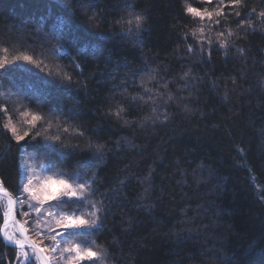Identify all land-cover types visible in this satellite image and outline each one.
Returning a JSON list of instances; mask_svg holds the SVG:
<instances>
[{"label": "trees", "instance_id": "obj_1", "mask_svg": "<svg viewBox=\"0 0 264 264\" xmlns=\"http://www.w3.org/2000/svg\"><path fill=\"white\" fill-rule=\"evenodd\" d=\"M131 3L146 20L139 34L122 35L112 22L126 14L125 0H0V59L10 61L0 69V105L41 111L53 119L49 134L79 146L38 151L37 144L52 141L42 135L17 143L0 129V181L20 195V162L29 154L67 178L94 180L101 227L73 239L104 245L109 264H264V23L256 15L255 30L237 29L240 18L229 15L205 35L215 39L216 29L228 27L237 35L227 55L214 44L209 58L190 34L197 24L184 0ZM245 5L241 18L264 10V0ZM56 45L63 48L54 55ZM21 54L41 67L13 59ZM72 58L82 69L73 72L79 83L48 85L39 105L25 98L35 91L29 85L51 79L49 69L70 70ZM141 81L149 88L168 81L176 99L153 113V105L130 99L145 95ZM117 104L128 123L108 115ZM56 117L78 124L85 136L63 134ZM89 140L105 147L97 153ZM16 263L13 247L0 243V264Z\"/></svg>", "mask_w": 264, "mask_h": 264}, {"label": "snow or ice", "instance_id": "obj_2", "mask_svg": "<svg viewBox=\"0 0 264 264\" xmlns=\"http://www.w3.org/2000/svg\"><path fill=\"white\" fill-rule=\"evenodd\" d=\"M92 2L95 3L96 0H92ZM196 3L197 0H184V12L197 24L191 29L190 34L198 43L201 53L207 49L209 58L214 44L224 50L227 55L230 50V38L237 35V32L231 27L216 29L215 39L211 35H205L206 31L211 33L214 26L227 23L229 15L240 18L236 26L237 29L255 30L253 17L256 15L260 18L261 23H264V10L257 13L256 8L247 12V18H241L242 13L239 9L246 7L245 0H200V4L203 6H194ZM226 7H230L233 11L226 13ZM124 13L126 14H122L112 23L119 26V32L122 35L139 34L144 27L146 17L142 12L136 11L131 0H125ZM95 16L96 14L93 13V17ZM187 36L188 33L185 34V39ZM57 48H63V45L53 47L54 55H57ZM187 50L191 53L193 45L188 44ZM240 51L243 52V49ZM13 59L34 63L37 67L42 65L41 61L34 60L33 56L28 54L15 56ZM9 63L7 58L0 59V69H4ZM73 72H82L80 64L75 58L71 60L70 70L64 66L56 65L49 69L48 77L51 79L41 78L35 85H29L35 91L31 96L25 93V98L35 100L39 105L47 99L48 85L59 82L61 85L66 84L71 87L74 83H79L74 81ZM189 75L190 71L185 72L182 79ZM150 79H155V77H150ZM168 83L165 81L160 86L164 89L161 91L160 88H149L141 81L145 95L133 96L130 99L133 101L139 99L142 104L153 105L152 111L156 113L158 106L167 105L168 102L176 99L171 92L167 91ZM125 113V108L117 104L114 111L109 109L108 115L128 123L124 119ZM70 114L74 119L75 111L70 110ZM0 116L3 117L0 119V129L10 134L17 143L23 142L29 137L36 140L37 137L43 135L44 139L52 141V144H37L38 151L40 149L55 151L57 144L64 148L79 147L78 145H69L62 138L60 132L49 134V130L53 127L52 117L46 116L41 111L33 110L26 104L15 102V107L11 110L6 104L0 105ZM163 118L168 119L166 114ZM60 119V117H56V127L61 129L63 134L76 137L85 136V131L81 129V126L69 121L61 124ZM45 125L47 126L45 127ZM87 146L95 148L97 153L105 147L104 144H93L91 140ZM53 167V165L45 166L43 164L37 166L35 157L22 158L20 162L21 175L26 179V182L22 185V191L17 189L18 192H21L18 196L9 193L4 188L3 182L0 181V200L7 198L5 204H0V208L3 209L0 243H3L5 247H13L19 264H109L110 254L104 245L98 244L95 240L89 242L73 239V237L93 236L101 227L100 214L104 208L103 201L92 199L97 191L94 188L95 181L78 175L77 180L70 182L65 178V174L54 171ZM78 180H83V182H78ZM54 201L69 206L75 204L77 210H85L58 211L52 204ZM17 216L21 219H18Z\"/></svg>", "mask_w": 264, "mask_h": 264}, {"label": "rangeland", "instance_id": "obj_3", "mask_svg": "<svg viewBox=\"0 0 264 264\" xmlns=\"http://www.w3.org/2000/svg\"><path fill=\"white\" fill-rule=\"evenodd\" d=\"M25 157H28V158H33L34 156L32 155V154H29V155H27V156H25ZM35 161H36V164H37V166H39L40 164H42V163H40V162H38L36 159H35ZM26 167H27V165H26ZM42 174H44V173H42ZM49 174V173H48ZM66 179H69L70 180V182L72 181V180H77V178H78V176L77 175H74V176H71V178H67V177H65ZM24 179V181H23V183H25L26 182V179L25 178H23ZM86 179V178H85ZM88 180H90V179H88ZM78 182H83V180H78ZM5 201H6V199H5ZM54 208L56 209V210H58V211H61L59 208H57V207H55L54 206ZM24 210H26V209H24ZM16 264H18V263H16Z\"/></svg>", "mask_w": 264, "mask_h": 264}, {"label": "water", "instance_id": "obj_4", "mask_svg": "<svg viewBox=\"0 0 264 264\" xmlns=\"http://www.w3.org/2000/svg\"><path fill=\"white\" fill-rule=\"evenodd\" d=\"M5 199H7L6 197H5ZM18 218V217H17Z\"/></svg>", "mask_w": 264, "mask_h": 264}]
</instances>
